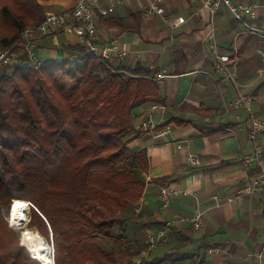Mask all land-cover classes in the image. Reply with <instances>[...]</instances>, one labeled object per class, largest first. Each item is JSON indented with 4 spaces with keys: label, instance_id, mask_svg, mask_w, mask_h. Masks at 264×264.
Here are the masks:
<instances>
[{
    "label": "crops",
    "instance_id": "1",
    "mask_svg": "<svg viewBox=\"0 0 264 264\" xmlns=\"http://www.w3.org/2000/svg\"><path fill=\"white\" fill-rule=\"evenodd\" d=\"M45 1L46 13L69 8L77 0ZM230 1L260 4L254 20L237 21L225 6L218 8L213 20L219 52L230 55L236 79L253 96L252 112L264 118V58L258 52H264V0ZM197 5V0H166L168 11L187 17L176 30L156 16H145L142 7L133 8L128 0L100 18H119L124 28L98 22L99 40L117 39L129 49L124 58L114 55L110 64L139 65L159 85V101H145L132 111L128 147L146 154V185L140 201L126 210L124 232L120 233V225L119 232L114 230L115 238L127 241L131 249L125 250V259L135 262L264 264V197L259 188L251 197L242 194L257 169L244 170L239 162L255 143L264 154V133L255 142L248 139V113L232 104L236 89L215 70L210 39L205 36L210 15L206 10L192 15ZM134 12H140L137 28ZM66 36L65 41L57 35L40 38L36 48L45 46L52 54L47 59H58L50 40L45 42L53 37V45L66 57L71 53L66 47L75 42ZM159 74L164 76L156 77ZM148 120L156 127L150 128ZM191 154L199 158L198 164L187 160ZM161 184L179 185L188 193L172 196L165 208L159 198ZM197 213L202 226L185 219ZM159 230H165L161 238ZM149 234L157 238L155 246H149Z\"/></svg>",
    "mask_w": 264,
    "mask_h": 264
},
{
    "label": "trees",
    "instance_id": "2",
    "mask_svg": "<svg viewBox=\"0 0 264 264\" xmlns=\"http://www.w3.org/2000/svg\"><path fill=\"white\" fill-rule=\"evenodd\" d=\"M44 16L38 0H0V47ZM131 17L137 28L140 12ZM99 20L124 28L119 18ZM158 87L146 68L113 67L94 56L75 64L52 59L38 69L21 63L0 76V264H30L3 216L12 198L29 200L42 213L33 209L32 218L48 226L55 264H137L118 261L100 238L110 237L121 212L143 195L147 158L128 147L132 111L159 101Z\"/></svg>",
    "mask_w": 264,
    "mask_h": 264
},
{
    "label": "built area",
    "instance_id": "3",
    "mask_svg": "<svg viewBox=\"0 0 264 264\" xmlns=\"http://www.w3.org/2000/svg\"><path fill=\"white\" fill-rule=\"evenodd\" d=\"M123 0H77L75 4L69 8L60 11L47 12L44 19L36 25H27L21 28L16 39L6 47L0 48V66H14L23 63L31 69H38L48 64L50 59H42L36 54V43L40 38L46 36H55L57 34H66L73 38L75 42L72 45L82 48L80 52H72L66 57L56 60L66 59L73 63L84 62L87 56H94L100 62L110 63L112 57L117 55L124 58L128 55L129 49L125 42L112 39L104 41L98 39L97 29L99 18L108 17ZM198 5L194 9L192 15L198 14L203 10L209 12L210 21L205 36L210 39V48L214 56V67L224 77L232 81L236 89V94L232 100V104L237 107H243L249 117V126L247 137L253 142L256 141L257 135L264 133V118L257 117L251 108L253 96L243 91L246 85L241 84L236 79L235 71L232 67V60L229 54L221 53L218 50L215 38L214 15L218 8L225 6L232 17L237 21L247 22L257 17V11L260 4L251 3H233L230 0H197ZM145 16H156L162 20L171 30H176L181 24L187 21V17L183 15H173L172 11L166 8V0H146L143 9ZM264 31V30H263ZM264 58V52L258 50ZM164 75H157L161 78ZM150 128L156 125L148 120ZM187 160L193 164L199 163V158L194 154L189 155ZM239 162L244 170L251 167L257 169V173L251 177L247 186L243 189L242 194L249 197L253 196L259 188L264 197V154L259 144L254 145L251 153L242 154ZM188 192L179 185L161 184L159 186V198L162 206L167 208L170 198L174 195H186ZM196 226H202L201 213L185 218ZM165 235V230H159L157 238ZM157 238L153 234H149L147 241L149 246H155Z\"/></svg>",
    "mask_w": 264,
    "mask_h": 264
},
{
    "label": "rangeland",
    "instance_id": "4",
    "mask_svg": "<svg viewBox=\"0 0 264 264\" xmlns=\"http://www.w3.org/2000/svg\"><path fill=\"white\" fill-rule=\"evenodd\" d=\"M39 2H41V4H42V6H43V4H44V8H45V10L46 9H48L49 8V6H48V2H46L45 0H38ZM128 1H130V3L132 4V7L133 8H145V4H146V0H128ZM118 7V6H117ZM124 7H126V8H129V7H127V6H124ZM135 10H137V9H135ZM139 10V9H138ZM141 10V9H140ZM128 11V10H127ZM51 12V11H50ZM53 12V11H52ZM47 13V12H46ZM45 13V14H46ZM127 14H128V12H127ZM100 19V18H99ZM49 39H46V41L45 42H47V41H49L50 42V46H51V48L54 50V52H56L55 53V56L58 58V59H60L61 57H62V51H61V49H59L58 47H56L55 45H53V41H52V39H53V37H48ZM57 38L59 39V40H61V41H65V40H67V36L65 35V34H57ZM1 48V47H0ZM36 53L37 54H41V56H42V58L43 59H47V58H49V57H51L52 56V54H51V51L50 50H48L47 51V48H45V46H42V47H38V48H36ZM54 56V55H53ZM40 58V57H39ZM70 62V61H69ZM113 62V61H112ZM71 64H75V63H73V62H71ZM113 67H117L116 65H114L113 63L111 64ZM16 66H18V65H14V66H0V76L2 75V74H4V73H9L12 69H14ZM31 69V68H30ZM22 110V106H21V108L19 109V111H21ZM141 176L143 177V178H145L144 176H143V173L141 174ZM145 182H146V179H145ZM14 199H16V198H12L11 200H10V203H9V205H8V207H7V210H5L4 212H3V216H4V219H5V221H6V223H7V228L10 230V234H11V238H15V243H16V245H22V247L24 248V250H25V252L27 253V255L29 256V258H30V260H29V263L30 264H44L42 261H40L38 258H36V256L33 254V249H32V246H31V244L29 243V241H28V237H27V231H36L40 236H41V238H42V240H43V242H44V248H45V251L47 252V254H49L51 257H52V259H53V263H48V264H55V261H56V258H57V253H58V251H57V246H55V244H54V242H53V238H52V234H51V232H50V230H49V228H48V226L47 225H45V227H41L40 226V221L36 218V219H33L32 218V210L34 209L36 212H37V214L39 213V216H42L43 217V215H42V213L31 203V201H29V200H26L25 199V201H27L28 202V204H29V206H28V219L24 222V223H22V224H17V223H15V222H13V221H11L10 220V218H9V209H10V207H11V203H12V201L14 200ZM23 200V199H22ZM41 217V218H42ZM125 217H127V211L125 212L124 210L121 212V214L119 215V218H118V221H117V223H115V225H114V227H113V230H112V232H114V230L115 231H118L117 230V226H119L120 224H122V223H120L119 221L121 220H124V218ZM45 222V221H44ZM120 228V227H119ZM118 228V229H119ZM120 230V229H119ZM119 232V231H118ZM115 233L116 232H114L113 233V235L111 234V236L110 237H101L100 238V243L103 245V247L104 248H106L107 250H108V248H112L115 252H117V253H115V255H116V258H117V260L118 261H120V262H123V261H125L126 259H125V254H120L119 255V253L120 252H122V251H125L126 249H131L130 247H127V244H126V240H124V239H122V240H119L118 239V241L116 240V238H115ZM121 237V236H120ZM30 248H31V250H32V252H31V250H30ZM123 253V252H122ZM65 261H66V259H65ZM64 261V262H65ZM64 262H63V264H64ZM135 262V261H134ZM62 262L60 261V264H61ZM137 264H142V262L140 261V262H136ZM56 264H57V262H56Z\"/></svg>",
    "mask_w": 264,
    "mask_h": 264
},
{
    "label": "bare ground",
    "instance_id": "5",
    "mask_svg": "<svg viewBox=\"0 0 264 264\" xmlns=\"http://www.w3.org/2000/svg\"><path fill=\"white\" fill-rule=\"evenodd\" d=\"M28 202L22 199H14L9 209L11 221L22 224L28 219ZM28 241L32 246L33 254L44 264L53 263L52 257L47 254L44 242L36 231H27Z\"/></svg>",
    "mask_w": 264,
    "mask_h": 264
}]
</instances>
